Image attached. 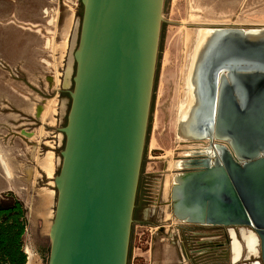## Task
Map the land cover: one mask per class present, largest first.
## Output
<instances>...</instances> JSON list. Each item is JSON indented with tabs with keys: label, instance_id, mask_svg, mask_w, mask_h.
<instances>
[{
	"label": "water",
	"instance_id": "obj_1",
	"mask_svg": "<svg viewBox=\"0 0 264 264\" xmlns=\"http://www.w3.org/2000/svg\"><path fill=\"white\" fill-rule=\"evenodd\" d=\"M163 1L80 0L47 264L127 263ZM201 33L176 134L210 147L178 163L170 212L252 229L264 264V28Z\"/></svg>",
	"mask_w": 264,
	"mask_h": 264
},
{
	"label": "rangeland",
	"instance_id": "obj_2",
	"mask_svg": "<svg viewBox=\"0 0 264 264\" xmlns=\"http://www.w3.org/2000/svg\"><path fill=\"white\" fill-rule=\"evenodd\" d=\"M52 1L56 4L47 14L48 0H0V199L11 197L24 209L26 264L48 261L56 202L53 179L60 169L66 95L71 91L65 89L64 73L82 18L80 0ZM161 14L126 264H147L143 255L156 247L152 238L166 227L173 233L184 227L171 217L165 186L175 162L193 146L176 134L187 32L264 28V0H164ZM49 163L50 172L45 169ZM168 216V223L161 224Z\"/></svg>",
	"mask_w": 264,
	"mask_h": 264
},
{
	"label": "flooded vegetation",
	"instance_id": "obj_3",
	"mask_svg": "<svg viewBox=\"0 0 264 264\" xmlns=\"http://www.w3.org/2000/svg\"><path fill=\"white\" fill-rule=\"evenodd\" d=\"M78 2H79V0H78ZM63 6H66V5L63 4L62 7ZM62 7L59 6V10L62 9ZM67 7L68 6H66V8ZM48 19H49L48 22L53 20L52 17H48ZM66 96H67L68 101H69V103H68V109H69L70 96L68 94ZM65 108H66V106H65ZM67 115H68V110H67ZM67 115L64 119L65 124L67 121ZM191 144L193 145L192 146L193 148L189 149L188 150L189 152L199 151L201 149L203 150V149H207L210 147V142L205 141V140L194 141V143H191ZM214 144L215 143L213 142L212 145H214ZM181 159H182V161L185 159H188V160L189 159L190 160L197 159L199 161L200 160L203 161L206 158L204 156H194V157L185 156L184 158H181ZM211 161H213V157H211ZM176 223L182 224V225H184V227H181L179 232L177 231L176 233H174V236H175L174 245L176 246V248H178V246L184 247V251L187 253L186 259H187L189 264H211L212 262H215V263L227 262L229 264H232L234 261H236L233 257L231 258L228 255H226V249L228 250L232 244L231 236L232 235L234 236V234L238 235L239 227L225 228V227H220V226H212V227L211 226H201V225L194 226V225H189V224H185L182 222L179 223L178 221H176ZM244 228H247V227H244ZM247 229H249V228H247ZM250 230L253 233V230L252 229H250ZM204 236H207V237L216 236L218 238L213 242L208 241V243H207V241L203 240ZM238 237H239V235H238ZM247 239L250 240L251 244L256 242V236L255 237H248ZM236 245L237 244L234 242L233 243V249H234V247H236ZM193 247L196 249L193 252L194 254L191 255V252L194 250ZM209 248H211V249H209ZM256 250L258 251L257 252L258 254H257L255 261L259 262L258 246H257ZM216 253H218V255H216V257H214L213 255H215ZM234 253H235V251H234Z\"/></svg>",
	"mask_w": 264,
	"mask_h": 264
},
{
	"label": "crops",
	"instance_id": "obj_4",
	"mask_svg": "<svg viewBox=\"0 0 264 264\" xmlns=\"http://www.w3.org/2000/svg\"><path fill=\"white\" fill-rule=\"evenodd\" d=\"M48 1H49V3L47 5L48 6L47 7V14L49 12L52 13L53 10H51V5L53 6L56 4L52 0H48ZM66 1H68V0H66ZM67 3L70 4L72 2H71V0H69ZM43 13H46V8L43 10ZM187 155H188V153H187ZM184 157H181V158H184ZM180 160H182V159H180ZM180 160L175 162V164H174L175 168L177 167L178 163H180ZM59 165H60V160H59ZM176 170H177V168L170 172V173H172V176L170 177L169 183H168V188H167L168 190L166 192L167 198L169 197V194H170L171 181H172V178L174 177V175L176 174V172H175ZM169 217L170 216L164 218L163 221L161 222V224L168 223ZM171 217H172V215H171ZM161 228L164 229L165 227L164 228L160 227V230H161ZM167 228L168 227H166V229L162 235L155 236L154 239L152 238V243H154L156 247L154 249L151 248L150 249L151 251L145 252L146 254L143 255L144 260H146L147 264H189L187 259H186L187 253L184 251V247L178 246V248H176V246L174 245V238H175L174 233L172 231H169V229H167ZM175 228H177V227L175 226ZM238 235H239V237H238ZM238 235L234 234V236L233 235L231 236L232 244L228 250L226 249V255H228L231 258L232 257L234 258L235 253L233 251V243L235 242L237 244V248H239L238 249L239 251L236 255V259H235L236 261H234L232 264H257V262L255 261L257 254H258L257 253L258 251L256 250L257 243L255 242V243L249 244L247 242L248 237H255V235L246 229L238 230ZM217 238L218 237H216V236H212V237L204 236L203 240L207 241V243H208V241L213 242ZM195 249L196 248H194V250L191 252V255L194 254L193 252L195 251ZM209 249H211V248H209ZM211 264H229V263H227V262H225V263L212 262Z\"/></svg>",
	"mask_w": 264,
	"mask_h": 264
},
{
	"label": "trees",
	"instance_id": "obj_5",
	"mask_svg": "<svg viewBox=\"0 0 264 264\" xmlns=\"http://www.w3.org/2000/svg\"><path fill=\"white\" fill-rule=\"evenodd\" d=\"M24 214L19 201L11 197L0 199V264H26Z\"/></svg>",
	"mask_w": 264,
	"mask_h": 264
},
{
	"label": "bare ground",
	"instance_id": "obj_6",
	"mask_svg": "<svg viewBox=\"0 0 264 264\" xmlns=\"http://www.w3.org/2000/svg\"><path fill=\"white\" fill-rule=\"evenodd\" d=\"M203 35L204 34L201 33V29H197V28H192L191 31H188L187 34H186V38H185V41H184L185 49H184V52H183V59H182L183 65H182V68H181V75L183 77L182 78V82H183V90L182 91H183V96L184 97H183V101L181 102L180 107L181 106L187 107L186 106L188 104L187 102H189V100L191 98L190 87H189V79H190L189 75H190V70H191L192 64H193L192 60H193V56H194L195 50H196V48H197V46H198V44L200 42L199 40L203 37ZM68 66H69V64H68ZM68 66H67V68H68ZM66 70H67V72H66L65 80H66V85H67V83H68L67 78H68V74H69V69H66ZM184 132H185V130H183L182 136H180V140L185 138V136L183 135ZM60 164H61V161H60ZM44 165H47V164L44 162ZM45 169L47 171H49V172L52 171V164L49 163L48 166ZM5 171H6V174H8V171H7L6 168H5ZM168 183H169V181L166 183V186H165L166 189L168 188ZM247 241H248L249 244H251L249 239H247ZM256 241H258L257 238H256ZM238 249L239 248H237V245L233 249L235 251L234 259H236V255H237V253L239 251ZM28 264H31L30 260H29Z\"/></svg>",
	"mask_w": 264,
	"mask_h": 264
},
{
	"label": "built area",
	"instance_id": "obj_7",
	"mask_svg": "<svg viewBox=\"0 0 264 264\" xmlns=\"http://www.w3.org/2000/svg\"><path fill=\"white\" fill-rule=\"evenodd\" d=\"M243 229H246V230H249L251 233H252V231L250 230V229H247V228H239L238 230H243ZM253 234V233H252ZM255 235V234H254ZM258 246V245H257ZM257 249V248H256Z\"/></svg>",
	"mask_w": 264,
	"mask_h": 264
}]
</instances>
